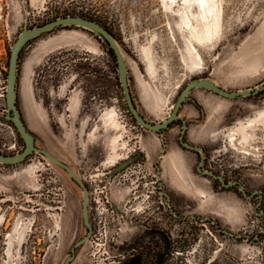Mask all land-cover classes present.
Segmentation results:
<instances>
[{"label":"rangeland","instance_id":"obj_1","mask_svg":"<svg viewBox=\"0 0 264 264\" xmlns=\"http://www.w3.org/2000/svg\"><path fill=\"white\" fill-rule=\"evenodd\" d=\"M214 3L220 16L218 32L212 41H199L187 24L190 19L199 32L206 28L207 20L195 3L0 0V153L15 155L25 148L14 124L5 118L12 46L23 30L68 13H84L112 33L125 56L135 104L152 123L168 118L180 92L195 79H213L229 91L260 88L264 84V0ZM33 57L34 75L26 82ZM19 63L17 104L37 146L77 174L84 148L108 152V162L114 163L130 155L135 145L152 141L150 131L129 111L117 60L99 36L77 26L56 28L26 45ZM197 95L205 97V105ZM190 97L180 114L190 124L188 142L209 150L205 168L213 166L219 174L238 176L247 191L264 190V91L228 99L196 88ZM194 101L201 105V117L188 114ZM180 133V122L166 132L167 200L169 195L172 206H182L180 217L175 218L167 203V220L191 221L196 212L201 218L232 220L239 213L247 221L264 224V217L256 215L250 202L220 200L208 187L198 189V184L210 182L195 174L200 160L180 148ZM59 179L67 180V173L39 153L21 164L0 163V264L65 263L84 231L78 188L75 217L52 209L62 204L47 200L48 189ZM236 252L235 256L227 253L231 261L225 260L236 263L239 257L251 256L247 260L251 264L261 263L252 246L246 253ZM103 253L92 239L72 264H109L111 259Z\"/></svg>","mask_w":264,"mask_h":264},{"label":"flooded vegetation","instance_id":"obj_2","mask_svg":"<svg viewBox=\"0 0 264 264\" xmlns=\"http://www.w3.org/2000/svg\"><path fill=\"white\" fill-rule=\"evenodd\" d=\"M195 103L196 101L193 106L201 117V110ZM175 122H180V148L194 153L200 160V165L201 153L180 143L183 121ZM175 122L160 133L150 131V143L135 145L136 148L130 155L114 163L108 162V152L84 151V148L79 174L76 173L81 184L66 172L67 180H55V184L48 189L47 200L52 205L62 204L52 206V209L64 210L67 216L72 217H75L78 207L75 188H78L81 194V212L86 191L88 193V213L92 228L86 225L82 215L81 228L84 234L79 240L90 231L92 233L90 240L77 248L75 259L79 250L93 239L97 246H100V250L104 249L103 255L107 254L106 258L111 259L109 264H251V261H247L251 256L239 257L240 261L237 260L236 263L225 260L231 259L227 253L235 256L237 249H240L243 254L251 246L260 254L262 264L264 224L261 222L247 221L244 215L239 213L238 216L233 215L232 220L201 218L199 212L192 216L191 221L167 220L168 206L175 218L180 217L179 210L182 209L180 205L167 206L166 132ZM189 126L188 123L185 141H188ZM136 143L138 141L134 142ZM204 149L206 158L202 170L223 176L226 183H237L227 187L221 179L200 172L199 165L195 174L209 180V187L220 200L248 201L256 215L264 217V190L260 189L261 192L255 194L257 190H246L251 197L244 196L240 190L242 182L238 176L226 175L225 171L219 174L213 166H210L211 169L205 168L210 159L207 157L209 150L205 147ZM107 163L109 166H106ZM95 171L97 173H94ZM204 186L208 187V184ZM229 207L230 205H227V208ZM71 255L70 248L69 257Z\"/></svg>","mask_w":264,"mask_h":264},{"label":"water","instance_id":"obj_3","mask_svg":"<svg viewBox=\"0 0 264 264\" xmlns=\"http://www.w3.org/2000/svg\"><path fill=\"white\" fill-rule=\"evenodd\" d=\"M63 26L82 27L92 32L94 35L99 36V38H101L105 44H108L110 46V48L113 50L116 56L117 65H118V74H119V78H120V81H121V84H122V87L125 93V98L127 101V105L129 107V111L131 112L133 118L138 122V124L141 127L151 132H154V133H160L166 130L170 126L171 123L177 120H182L183 129H182V135L180 137V143L182 146L188 149L199 151L201 153L202 160L198 167L199 171L202 172L203 174H209L211 176H214V178L221 179L224 185H226L227 187H230L231 185L237 183V182L226 183L225 178L223 176L217 175L212 171L202 170V166L204 165V161L206 158L205 149L203 146H197L188 141H185V136H186L187 128H188V122L180 114L181 108L184 105V103L191 98L190 93L196 88L210 90L228 99H239L244 96L258 95L260 92L264 91V84H262L260 88L258 89L248 88V89L239 90V91H229V90L224 89L220 85H218L215 82V80L210 79V78H201V79L192 80L180 92L174 104L173 110L171 114L168 116V118L161 123H152L143 117V115L139 112L135 104V101L132 96L130 84H129L128 68H127L125 56L117 40L114 38L112 33L107 28H105L103 25H101L95 20L89 19L84 16H63L49 23H46L42 26H38V27L29 29V30H23L20 36L18 37V39L16 40V42L13 44L11 55H10V60H9V71H8V78H7V93H6L7 114L5 115V118L14 124L15 128L17 129L20 136L24 140L25 148L21 153L15 154V155H5V154L0 153V163L6 164V165L21 164L24 161H26L32 154L39 153L43 155L45 158H47L48 160H50L55 165L62 168L78 184H81L80 178L78 177L76 172L72 169V167H70L63 160L57 158L47 149L37 146L36 137L29 130L28 126L23 120L22 114L17 104L18 67H19V61H20L19 59H20L22 50L32 40H35L36 38L48 32H51L52 30L56 28L63 27ZM240 190L244 194V196H246L247 198L251 197L247 194L246 188L244 187L242 183H240ZM257 192H261V190L255 191L254 194ZM167 203L168 205H171L169 195H168ZM82 215H83L84 222L91 229L92 226L89 221L87 191H86L85 198H84ZM91 233L92 232L90 231L88 235H86L84 238L74 243V245L71 247L72 255L65 260L64 264L72 263V261L76 257L77 248L84 245L88 240H90Z\"/></svg>","mask_w":264,"mask_h":264},{"label":"bare ground","instance_id":"obj_4","mask_svg":"<svg viewBox=\"0 0 264 264\" xmlns=\"http://www.w3.org/2000/svg\"><path fill=\"white\" fill-rule=\"evenodd\" d=\"M171 3L177 1H183L185 4L195 3L196 8L200 11L203 19L207 20L206 28L203 32H199L197 27L192 25V21L189 19L187 24L192 30L193 35L199 41H212L216 33L218 32L220 16L215 10L214 0H169ZM211 18V19H210ZM210 20V21H209ZM194 51L199 54L198 48L195 44L192 45Z\"/></svg>","mask_w":264,"mask_h":264},{"label":"crops","instance_id":"obj_5","mask_svg":"<svg viewBox=\"0 0 264 264\" xmlns=\"http://www.w3.org/2000/svg\"><path fill=\"white\" fill-rule=\"evenodd\" d=\"M33 75H34V57L31 59V61H30V64H29V69H28V71L26 72V77H25V81L27 82V80H28V78H33ZM216 82V81H215ZM217 83V82H216ZM218 84V83H217ZM219 85V84H218ZM33 92H34V89H33ZM212 92V91H211ZM17 93L19 94V97H20V90H19V88H17ZM216 94V93H215ZM218 95V94H217ZM205 97L204 96H202V95H197L196 96V99L197 100H199L200 101V103H202V104H206L205 102H204V99ZM18 108H19V105H18ZM21 108V107H20ZM188 114H190V115H192L193 117H199V112H198V110H196V108H194V106H191V107H189V109H188ZM187 114V115H188ZM22 117H23V120L25 121V119H24V116L22 115ZM26 123V122H25ZM27 125V124H26ZM205 132V131H204ZM209 134H211V133H209ZM205 135V133H203V136ZM198 189H202V188H205L206 186H204V184H198ZM197 189V191H198V193H200L199 192V190ZM211 190V188L209 187V185H208V192H212V190ZM236 203V202H235ZM235 211V213H238V210H236V209H234Z\"/></svg>","mask_w":264,"mask_h":264},{"label":"trees","instance_id":"obj_6","mask_svg":"<svg viewBox=\"0 0 264 264\" xmlns=\"http://www.w3.org/2000/svg\"><path fill=\"white\" fill-rule=\"evenodd\" d=\"M66 16H84V17H87V15L86 14H84V13H76V12H73V13H68ZM87 18H89V17H87ZM89 19H92V20H94L93 18H89ZM106 28V27H105ZM33 41V40H32ZM31 41V42H32ZM31 42H29V44L31 43ZM105 45H107V48H108V50H109V52L113 55V56H115V54H114V52H113V50L110 48V46L108 45V44H105ZM22 52H23V50H22ZM22 52H21V54H22ZM115 58H116V56H115ZM20 59H21V55H20ZM19 59V60H20ZM20 62V61H19ZM20 64V63H19ZM19 68V67H18ZM196 104V106H197V108L199 109V110H201V105L199 104V103H195Z\"/></svg>","mask_w":264,"mask_h":264}]
</instances>
